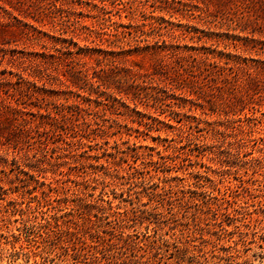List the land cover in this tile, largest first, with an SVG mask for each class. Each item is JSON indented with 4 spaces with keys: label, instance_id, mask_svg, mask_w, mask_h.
Returning a JSON list of instances; mask_svg holds the SVG:
<instances>
[{
    "label": "rangeland",
    "instance_id": "rangeland-1",
    "mask_svg": "<svg viewBox=\"0 0 264 264\" xmlns=\"http://www.w3.org/2000/svg\"><path fill=\"white\" fill-rule=\"evenodd\" d=\"M0 264H264V0H0Z\"/></svg>",
    "mask_w": 264,
    "mask_h": 264
}]
</instances>
